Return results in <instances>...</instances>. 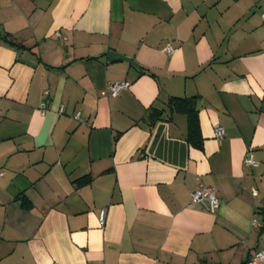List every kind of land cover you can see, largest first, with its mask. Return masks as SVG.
<instances>
[{"label":"crops","instance_id":"1","mask_svg":"<svg viewBox=\"0 0 264 264\" xmlns=\"http://www.w3.org/2000/svg\"><path fill=\"white\" fill-rule=\"evenodd\" d=\"M262 10L0 0V264H240L264 246ZM118 79L129 86L101 93ZM171 95L197 96L201 147ZM201 183L216 189L213 212L188 205Z\"/></svg>","mask_w":264,"mask_h":264},{"label":"built area","instance_id":"2","mask_svg":"<svg viewBox=\"0 0 264 264\" xmlns=\"http://www.w3.org/2000/svg\"><path fill=\"white\" fill-rule=\"evenodd\" d=\"M260 15L262 19H264V10L261 11ZM162 48L166 53H172L177 48V46L173 43L172 40H167L163 44ZM129 84L130 81L128 79H118V80L108 81L105 87L101 90V93L115 96L122 89H126L129 86ZM59 110H61V108H59ZM73 116L79 121L82 120V118L79 115V111H75ZM213 132L216 137H221L224 134L222 125L215 124L213 126ZM252 149L253 148L251 145L247 146L243 157L244 165L253 166L257 164V161L252 154ZM251 192L255 194L256 190L254 188H251ZM195 203L202 205L205 209L211 212L215 211L219 205V198L217 196L215 187L201 183L197 187L192 189L190 191V200L188 202V205L191 206ZM104 211L105 209L102 208L98 212V222L100 225H103L104 223ZM251 223L253 225L259 224L258 220L255 217L251 219ZM241 264H264V246L253 249L249 257Z\"/></svg>","mask_w":264,"mask_h":264},{"label":"trees","instance_id":"3","mask_svg":"<svg viewBox=\"0 0 264 264\" xmlns=\"http://www.w3.org/2000/svg\"><path fill=\"white\" fill-rule=\"evenodd\" d=\"M196 100L197 96L171 95L167 99V106L170 112L179 111L186 115L187 129L185 138L190 145L201 147L203 143V137L201 135L199 126ZM89 180V176H81L76 178L75 182L77 185H80L88 182Z\"/></svg>","mask_w":264,"mask_h":264},{"label":"water","instance_id":"4","mask_svg":"<svg viewBox=\"0 0 264 264\" xmlns=\"http://www.w3.org/2000/svg\"><path fill=\"white\" fill-rule=\"evenodd\" d=\"M115 59V58H120V59H124V60H127V61H131L132 62V57L131 56H128V55H125V54H122V53H119V52H115V51H110L108 53V59ZM158 115V112H154V115H151L150 116V121L152 122L154 120V118Z\"/></svg>","mask_w":264,"mask_h":264}]
</instances>
